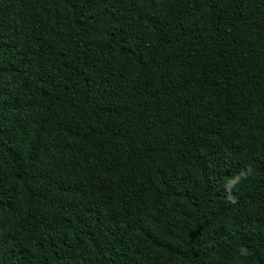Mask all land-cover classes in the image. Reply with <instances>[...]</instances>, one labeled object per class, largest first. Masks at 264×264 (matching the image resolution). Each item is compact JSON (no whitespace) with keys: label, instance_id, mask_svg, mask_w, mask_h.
<instances>
[{"label":"trees","instance_id":"trees-1","mask_svg":"<svg viewBox=\"0 0 264 264\" xmlns=\"http://www.w3.org/2000/svg\"><path fill=\"white\" fill-rule=\"evenodd\" d=\"M0 264H264V0H0Z\"/></svg>","mask_w":264,"mask_h":264}]
</instances>
